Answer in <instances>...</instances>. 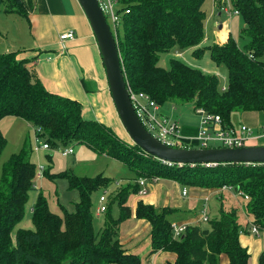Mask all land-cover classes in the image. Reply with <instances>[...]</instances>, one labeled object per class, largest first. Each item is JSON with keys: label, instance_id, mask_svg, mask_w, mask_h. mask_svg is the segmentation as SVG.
Wrapping results in <instances>:
<instances>
[{"label": "trees", "instance_id": "16d2710c", "mask_svg": "<svg viewBox=\"0 0 264 264\" xmlns=\"http://www.w3.org/2000/svg\"><path fill=\"white\" fill-rule=\"evenodd\" d=\"M205 1L117 0L121 16L116 43L131 91L148 95L160 106L191 104L194 112L201 109L218 115L223 127L229 128L233 113L264 114V0H229L243 23L238 40L229 35L221 45L202 46ZM32 9V0H0V10L5 14L27 16ZM189 49L196 57L209 52L216 66H225L224 91L215 74L204 73L180 59H170L167 69L159 66L161 55ZM81 110L78 102L47 92L16 54H0V121L19 118L51 148L84 144L119 161L133 174L108 199L103 228L96 234L91 195L108 189L111 179L68 172L51 174L48 168L44 177L66 180L68 189L77 191L78 202L72 212L62 208L63 215L59 216L38 193L31 208L33 229L15 231L25 217L29 192L36 189L37 167L31 148L12 155L0 172V264H141L137 255L122 248L118 236L121 225L132 215L127 204L131 196L138 195L139 180L150 183L154 177L212 192L228 186L236 194L220 191L216 198L213 196L219 203L217 216L211 218L208 207V221L189 225L179 239H173L169 220L176 210L157 209L138 201L133 215L150 226V255L171 253L175 256L172 264H221L222 258L226 264H249L250 254L240 243V232L247 220L264 229V164H164L134 144L122 142L111 128L83 119ZM5 145L0 132V156ZM114 204L119 211L116 218L111 216ZM258 264H264V251Z\"/></svg>", "mask_w": 264, "mask_h": 264}, {"label": "crops", "instance_id": "0c3cea01", "mask_svg": "<svg viewBox=\"0 0 264 264\" xmlns=\"http://www.w3.org/2000/svg\"><path fill=\"white\" fill-rule=\"evenodd\" d=\"M32 1L33 9L27 16L5 14L0 10V54L14 53L18 55L17 60L26 61L35 78L47 92L76 101L81 105L83 119L99 122L111 128L113 132L116 129L119 131L121 124L109 92L102 57L90 24L78 1ZM69 31L75 32V38L61 43L59 35ZM228 36L227 33L223 34L216 44L225 43ZM183 53L177 56L181 57ZM250 121H256V129L244 124L250 125L252 123ZM230 125L232 127L246 125L251 131H258L264 127V114L233 113ZM199 129V126L198 128L184 126L180 130L185 134L195 132L198 134ZM197 134L194 136L181 134V136L189 139L195 138ZM260 145L264 146V135L252 133L247 146ZM183 188L185 187H180L173 181L161 180L149 186L146 195L130 197L127 205L131 208L132 215L127 223L121 225L118 238L122 248L128 253L137 255L141 259V264H172L175 256L167 252L149 254L150 226L133 215L138 201L157 209L176 210L172 215L175 220L171 222L177 223L193 222L199 214L195 215V213L201 209L203 199L207 195H209L207 203L209 212L211 213V203L218 209L219 203L215 198L220 193L219 190L212 192L186 187L188 195L182 197ZM240 243L248 249L250 255L254 253L257 259L264 251L261 248V241L249 234L240 236ZM221 264H226V259L222 258Z\"/></svg>", "mask_w": 264, "mask_h": 264}, {"label": "rangeland", "instance_id": "374dc122", "mask_svg": "<svg viewBox=\"0 0 264 264\" xmlns=\"http://www.w3.org/2000/svg\"><path fill=\"white\" fill-rule=\"evenodd\" d=\"M99 1L101 3H105L104 0ZM202 10L205 12L206 19L204 22V39L201 45L211 46L212 44H216L221 40L222 35L226 33L233 39L238 40V36L243 26L242 20L239 15L233 14V8L229 5H225L224 0H206ZM228 10H230V14L233 15L231 19H229V16L227 14ZM219 26H221L222 28L219 29ZM173 58L180 59L186 64L202 70L204 73L215 74L219 79L220 88L222 89L226 87L227 70L225 66H216L210 59L209 52H205L199 57L193 55L192 49L187 50L186 53H183L181 57L177 56L176 53L163 54L160 57L159 66L167 69L169 66V60ZM161 114L162 116L167 117L169 120H175L178 122L180 136L181 134L183 136H194L197 134V132L185 134L180 130L184 126L189 128H198V126L200 127V117L196 114V112H194L191 104H165L161 110ZM250 122H252L250 125L248 123L244 124H247L251 128L256 129V121ZM34 131L35 130L31 127V125H29L28 123L26 124V122L19 118L7 117L0 121V132L6 140L5 148L3 149L0 156V172L3 164L12 155L18 154L21 150H23V148H31V159L37 167V174L35 179L36 189L29 192L28 202L25 207V217L22 222L15 227V231L18 229H33L30 220L31 208L34 205L38 193H42L46 198L50 211L59 216L63 215L62 208L67 210L68 212H72L74 205L78 202L79 196L77 191L69 190L66 180H49L44 177L43 172L48 168H50L49 171L51 174L68 172L79 177L96 178L98 175H102L104 177L110 178L112 181V185L108 187V189H106V199H109L111 196H113L117 188L125 185L128 180H131V178L133 177L132 172L129 171V169L125 167V165L115 159H112L109 156L96 153L84 144L70 143L65 147H50V150L48 151H36L35 147L41 146L45 142H43V140L38 137L39 142L35 143L36 137ZM114 133L122 142L126 143L127 145H133V142L129 139L122 127L119 131L116 129ZM252 133L253 135H256L258 133V135L260 134L261 136H263L262 128H260V130L258 129V131L253 130ZM199 147V144L195 142L188 144L187 148ZM210 147L212 148L222 146L213 143L210 144ZM67 148H71L73 150V154L63 157L61 153ZM48 156L51 157L49 161L47 159ZM40 168H42V171H39ZM148 187L149 186H147L146 189H148ZM103 194L104 190H99L91 195L93 224L96 234H98L103 228L106 218V213H103L100 216L96 215V210L99 206L98 199ZM107 204L108 202L105 205L107 206ZM210 207V217L214 218L218 214V209L213 203H211ZM198 212L200 213L201 209H199ZM118 213V207L116 204H114L111 209V216L113 218H116L118 216ZM169 220H175V217L171 216ZM253 238L259 239L261 241V248L262 250H264V230L260 232L258 238ZM249 264H258V259L255 257L254 253H251L250 255Z\"/></svg>", "mask_w": 264, "mask_h": 264}, {"label": "built area", "instance_id": "2783aa9c", "mask_svg": "<svg viewBox=\"0 0 264 264\" xmlns=\"http://www.w3.org/2000/svg\"><path fill=\"white\" fill-rule=\"evenodd\" d=\"M225 5L231 6L229 0H224ZM99 5L102 9V12L107 20L108 25L112 31L113 36L116 40L117 27L120 24V14L117 13L118 4L117 0H104L105 3H101L99 0ZM226 11V10H225ZM230 10L227 11L229 19L233 15L230 14ZM129 11L126 10L125 14H128ZM234 15H238L236 10H233ZM75 38V32L69 31L59 35V41L64 43L69 40H73ZM179 56V55H178ZM127 90L129 93V99L131 102L134 111L139 118L143 127L148 131L154 138H156L159 142L168 145V146H177L182 147L185 144L198 143L200 149H208L211 148L210 144L216 143L221 145L224 148H241L247 146L248 141L251 138L252 131L246 125H239L238 127L225 128L222 125V120L218 115H213L205 112L204 110H197L196 114L200 117V129L195 138L185 139L180 136L179 126L177 121L169 120L167 117L162 116L161 110L163 106L158 105L154 100H152L148 95L144 93H135L131 91V89L127 86ZM222 91L225 88L221 89ZM161 117H160V116ZM160 117V118H159ZM262 133L264 135V127L262 128ZM35 133L36 142H39L38 136ZM213 148V147H212ZM36 151H48L50 150V146L46 143H43L41 146L35 147ZM73 154V150L71 148H67L62 151L61 155L66 157L68 155ZM165 164V163H164ZM171 165V164H168ZM42 171V168L39 169ZM160 181L159 178L154 177L150 180V183L146 179H140V191L138 192L139 196H144L147 194V186H151L157 184ZM117 185V184H116ZM118 186V185H117ZM220 191H228L232 195L235 196L234 189L232 187L224 186L219 190ZM105 195H107L106 190H104V194L99 197L98 204L96 210V215L100 216L105 213L107 206L105 205L108 201ZM188 195V191L186 188H183L181 192L182 197H186ZM242 193H239L241 196ZM245 200H248V197H244ZM208 201L209 195H207L203 199V204L201 207V212L197 215L196 219L191 223L186 222H172V235L173 239H179L181 235L185 232L186 228L189 225H197L199 223H206L208 221ZM264 229H260L247 220V225L241 230V236L250 234L253 237H259L260 232Z\"/></svg>", "mask_w": 264, "mask_h": 264}, {"label": "water", "instance_id": "95a60500", "mask_svg": "<svg viewBox=\"0 0 264 264\" xmlns=\"http://www.w3.org/2000/svg\"><path fill=\"white\" fill-rule=\"evenodd\" d=\"M77 1L90 24L99 48L117 117L135 146L146 155L171 165L264 164V146L183 148L165 145L154 138L143 127L131 105L117 43L98 0Z\"/></svg>", "mask_w": 264, "mask_h": 264}]
</instances>
